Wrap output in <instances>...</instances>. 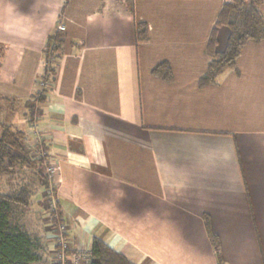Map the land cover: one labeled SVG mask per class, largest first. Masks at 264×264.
<instances>
[{"label":"crops","instance_id":"0c3cea01","mask_svg":"<svg viewBox=\"0 0 264 264\" xmlns=\"http://www.w3.org/2000/svg\"><path fill=\"white\" fill-rule=\"evenodd\" d=\"M223 2L133 0L131 13L125 0H0V122L32 142L25 103L41 96L35 129L59 168L73 250L97 237L134 264H217L209 228L225 264H264V40L198 85ZM56 31L63 43L40 92ZM162 62L170 80L153 73ZM38 214L51 259L54 233Z\"/></svg>","mask_w":264,"mask_h":264},{"label":"trees","instance_id":"16d2710c","mask_svg":"<svg viewBox=\"0 0 264 264\" xmlns=\"http://www.w3.org/2000/svg\"><path fill=\"white\" fill-rule=\"evenodd\" d=\"M263 0H224L216 17L204 53L207 56V68L200 77V87L213 84L217 76L236 65L242 48L248 42L258 43L264 40V20L260 13ZM130 12L133 0H125ZM225 27L229 34L225 47L217 51V31ZM136 43L148 40V30L144 23L134 27ZM63 32H53L43 49L44 74L39 81L49 78L53 71L50 61L59 55L63 43ZM153 73L165 80L171 78V67L167 62L155 66ZM41 96L25 103L28 122L37 119V103ZM25 133L12 129L9 123L0 122V181L4 180L6 190H0V264H48V246L39 235L28 231L25 218L32 205V198L47 182L40 170V161L30 155L25 146ZM61 217L62 214L60 213ZM51 227L56 226L54 218ZM208 226V225H207ZM28 228V229H27ZM54 232V230H52ZM210 241L217 264H225L220 253L218 238L208 228ZM55 247V245H54ZM91 258L89 264H134L121 252L109 247L100 238L93 237L90 243ZM53 257V255H52Z\"/></svg>","mask_w":264,"mask_h":264},{"label":"built area","instance_id":"2783aa9c","mask_svg":"<svg viewBox=\"0 0 264 264\" xmlns=\"http://www.w3.org/2000/svg\"><path fill=\"white\" fill-rule=\"evenodd\" d=\"M58 31H64L65 26L63 24L57 25ZM51 86L49 81H40L38 83L39 91L49 88ZM35 121L31 125L30 130L34 133L35 138L32 142L24 140L27 151L33 153V156L40 161V170L43 176L46 178L47 185L44 192L47 195V200L49 202L48 207H50V213L56 221V226L53 227L54 230V244H55V254L53 257L54 264H81L85 260L91 258L90 249H78L73 251L71 245L66 238V232L68 227L67 223L64 222L56 207V188L59 184V168L58 166L46 155L44 149L42 148L43 136L35 129ZM69 253H71L69 259Z\"/></svg>","mask_w":264,"mask_h":264},{"label":"rangeland","instance_id":"374dc122","mask_svg":"<svg viewBox=\"0 0 264 264\" xmlns=\"http://www.w3.org/2000/svg\"><path fill=\"white\" fill-rule=\"evenodd\" d=\"M222 31L227 33V35L229 34L228 29L225 28V27L223 29H221V32ZM0 56H1V54H0ZM0 59H1V57H0ZM3 112H1L2 114H0V118L1 119H4L6 117V116H4ZM30 155L33 156V153L30 152ZM6 188L7 187L5 185L4 180H1L0 181V190H4L5 191ZM38 199L41 201L40 207L36 206V203H37ZM32 202L33 203H32V205H31V207H30V209H29V211L27 213V217L25 218V226L29 227V229L27 228L28 231H30L32 233L35 232L36 234L40 235L43 230L40 228V224L38 223V221L41 220L40 219L41 214L39 216L38 213L40 212V213H43V215H46L47 216V220H49V221H51V219L53 218L52 214L50 213V207H48L49 202L47 200V195L44 192V190H43L42 194H40V192H36V195L32 198ZM57 209L59 211L58 207H57ZM47 224H48L49 228H51V230H53V228L51 227L50 222H47ZM66 227H68V224H67ZM35 233H33V234H35ZM53 244H54V235H53ZM71 248L73 249L72 245H71ZM78 249H89V248H87V247L75 248V250H73V251H77ZM54 254H55V247L53 248V253H52L53 257H54ZM70 255H71V253H69V259H71ZM53 257L51 259H49L48 264H54ZM81 264H89V259L85 260V262L82 261Z\"/></svg>","mask_w":264,"mask_h":264}]
</instances>
